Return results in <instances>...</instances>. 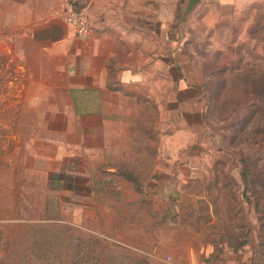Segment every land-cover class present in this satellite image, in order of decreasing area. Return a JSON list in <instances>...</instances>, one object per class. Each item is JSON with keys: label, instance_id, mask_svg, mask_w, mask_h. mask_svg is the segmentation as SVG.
I'll return each instance as SVG.
<instances>
[{"label": "rangeland", "instance_id": "1", "mask_svg": "<svg viewBox=\"0 0 264 264\" xmlns=\"http://www.w3.org/2000/svg\"><path fill=\"white\" fill-rule=\"evenodd\" d=\"M178 1L156 15V70L96 94L75 88L90 62L61 9L30 46L0 0V264H22L34 224L72 231L73 264H264V0Z\"/></svg>", "mask_w": 264, "mask_h": 264}, {"label": "crops", "instance_id": "2", "mask_svg": "<svg viewBox=\"0 0 264 264\" xmlns=\"http://www.w3.org/2000/svg\"><path fill=\"white\" fill-rule=\"evenodd\" d=\"M3 1L6 23L10 24L14 34L19 31L21 38L26 39L30 46L34 44L43 45L46 36L56 30L58 25L53 17L56 10L61 9L64 3V0ZM201 2V0H179V13H197L201 8ZM219 2L224 5L227 3L226 0H217V3ZM230 3H234V0H230ZM172 8V0H93L91 21L94 31L91 37L79 43L90 64L85 70L84 80L76 82L75 88L96 94H122L123 91L119 87H138L140 79L146 76L142 71L145 69L150 71L151 62L153 70L157 68L158 28L156 15L158 13L172 14ZM170 24H172V20ZM162 25L166 30L170 29L165 23ZM165 38L167 41V37ZM142 47L144 51H142ZM172 52L171 49L160 58V62L162 61L169 68L172 67L175 60ZM114 62L117 82L112 89L109 85V77ZM176 67L178 69L180 66L176 63ZM190 78V74L185 69L184 74L179 76L180 87L178 91L181 104L182 107L184 104L188 105V109H198V101L191 103L185 101L188 95L195 96V100H199V93L201 92L197 83L188 84ZM195 264L205 263L198 262ZM210 264L244 263L220 261Z\"/></svg>", "mask_w": 264, "mask_h": 264}, {"label": "trees", "instance_id": "3", "mask_svg": "<svg viewBox=\"0 0 264 264\" xmlns=\"http://www.w3.org/2000/svg\"><path fill=\"white\" fill-rule=\"evenodd\" d=\"M93 26V24H92ZM72 231L60 225H28L25 238L27 243H23L21 250L22 264H73L86 263L89 259L86 246L74 253V247L71 242ZM83 238V243L92 236L88 234H79ZM99 241L101 239L99 238ZM97 261L102 259L99 256Z\"/></svg>", "mask_w": 264, "mask_h": 264}, {"label": "built area", "instance_id": "4", "mask_svg": "<svg viewBox=\"0 0 264 264\" xmlns=\"http://www.w3.org/2000/svg\"><path fill=\"white\" fill-rule=\"evenodd\" d=\"M93 0H64L61 16L73 34L82 40L91 37L94 28L91 21Z\"/></svg>", "mask_w": 264, "mask_h": 264}]
</instances>
